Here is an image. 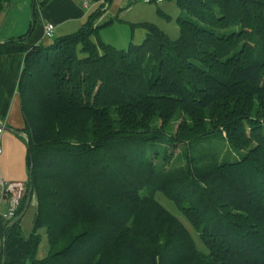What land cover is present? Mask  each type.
I'll use <instances>...</instances> for the list:
<instances>
[{
    "label": "trees",
    "instance_id": "16d2710c",
    "mask_svg": "<svg viewBox=\"0 0 264 264\" xmlns=\"http://www.w3.org/2000/svg\"><path fill=\"white\" fill-rule=\"evenodd\" d=\"M175 3V38L141 22L117 48L99 8L48 44L0 43L24 55L15 218L29 184L36 199L29 235L6 222L0 264H264V0Z\"/></svg>",
    "mask_w": 264,
    "mask_h": 264
},
{
    "label": "crops",
    "instance_id": "0c3cea01",
    "mask_svg": "<svg viewBox=\"0 0 264 264\" xmlns=\"http://www.w3.org/2000/svg\"><path fill=\"white\" fill-rule=\"evenodd\" d=\"M41 1L7 0L0 13V43L21 36L30 29V35L26 40L27 44H48L50 41L43 35L46 24L54 25V36L65 35L77 30L87 15L99 8L105 12L98 23L99 21L112 20L110 24H113L121 21L130 25L132 32L134 28L141 29L143 27L131 28V24L151 22L159 26L161 22L157 23V20L164 19L165 14H169L167 10L170 7L165 3L167 0H164L160 5L156 4L160 9H153L154 12L141 9L140 5L131 6L132 0H48L40 5L39 2ZM85 3L87 6L84 5ZM23 58V53L0 56V120L5 122V130L1 137L0 170L3 178L7 181L27 182L29 170L27 167L26 138L22 132L18 133L7 129L17 130L24 125L17 92ZM5 207L4 203L0 206V254L3 251L2 232L7 222L2 216ZM23 217L25 215H22L19 221L24 234L26 228L22 222ZM34 217L35 212L30 219L31 224H33Z\"/></svg>",
    "mask_w": 264,
    "mask_h": 264
},
{
    "label": "rangeland",
    "instance_id": "374dc122",
    "mask_svg": "<svg viewBox=\"0 0 264 264\" xmlns=\"http://www.w3.org/2000/svg\"><path fill=\"white\" fill-rule=\"evenodd\" d=\"M131 6L140 5L141 9L150 10L151 12H154L153 9H160V7L156 4H143L138 3L136 1H132ZM165 3H167L170 7L167 11H169V14H165L164 19L157 20V23H160L159 26L162 27L161 29L170 37L175 38L178 36L179 29L176 22V18L181 14V16L184 15L183 12H181L175 3V0H167ZM166 6V5H165ZM167 7V6H166ZM147 13V11H146ZM156 14V13H155ZM156 16V15H153ZM115 20V18H113ZM156 19V18H155ZM111 21L112 20H108ZM104 22L107 21H99V24L101 27L99 28L98 35L99 38L104 41L105 43H109L117 48H126L130 42L134 43H140L143 41V39L146 36V30L144 28H138L131 32L130 25L127 23L118 21L119 23L114 22L113 24L108 23L107 25H104ZM112 26H110V25ZM140 30H143L142 32ZM131 36V37H130ZM234 156L230 154L229 159H233ZM157 200L162 203L165 207H167L170 211L176 213L172 209L171 203L165 199L162 195L158 194L156 196ZM30 202L28 204L27 210L24 213L25 217H23L22 222L25 225L24 229V235L27 236L32 230V224L30 222V219L32 218V214L36 213V199L34 197L30 198ZM177 214V213H176ZM179 215V214H178ZM180 216V215H179ZM183 219V218H182ZM200 247H202L201 244H199ZM48 253V243L47 238L44 233L40 234V240L38 243V247L36 250V258L40 259L44 257ZM25 264H30L29 261H26Z\"/></svg>",
    "mask_w": 264,
    "mask_h": 264
},
{
    "label": "built area",
    "instance_id": "2783aa9c",
    "mask_svg": "<svg viewBox=\"0 0 264 264\" xmlns=\"http://www.w3.org/2000/svg\"><path fill=\"white\" fill-rule=\"evenodd\" d=\"M138 1L144 4H158L160 5L164 0H132ZM87 6V4H84ZM43 35L46 39L50 40L54 37V25L46 24L43 29ZM5 130V122L0 120V155L2 153L1 137ZM27 188V183L20 180L7 181L3 178L0 170V206L2 203L6 205L4 212L2 213L3 218L6 221L13 220L16 212L19 208L20 202L23 199Z\"/></svg>",
    "mask_w": 264,
    "mask_h": 264
},
{
    "label": "water",
    "instance_id": "95a60500",
    "mask_svg": "<svg viewBox=\"0 0 264 264\" xmlns=\"http://www.w3.org/2000/svg\"><path fill=\"white\" fill-rule=\"evenodd\" d=\"M7 129H8V130H13V131L18 132V133H21V132L18 131V130H14V129H11V128H7ZM31 190H32V185L29 184V186H28V192H27V198H26V205H25L24 211L27 210L28 204H29V202H30V198H31ZM20 218H21V216L14 218V219L12 220V223H16L17 221L20 220ZM3 256H4V255H3ZM3 263H4V260L2 259V264H3Z\"/></svg>",
    "mask_w": 264,
    "mask_h": 264
}]
</instances>
